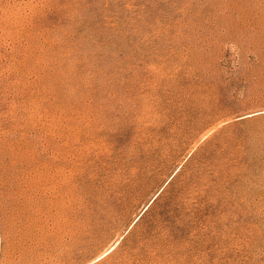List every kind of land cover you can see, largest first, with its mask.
<instances>
[{
  "label": "rangeland",
  "instance_id": "1",
  "mask_svg": "<svg viewBox=\"0 0 264 264\" xmlns=\"http://www.w3.org/2000/svg\"><path fill=\"white\" fill-rule=\"evenodd\" d=\"M0 264H264V0H0Z\"/></svg>",
  "mask_w": 264,
  "mask_h": 264
}]
</instances>
